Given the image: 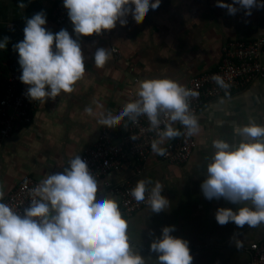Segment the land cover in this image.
I'll use <instances>...</instances> for the list:
<instances>
[{"label":"crops","instance_id":"crops-1","mask_svg":"<svg viewBox=\"0 0 264 264\" xmlns=\"http://www.w3.org/2000/svg\"><path fill=\"white\" fill-rule=\"evenodd\" d=\"M20 2L0 0V42L9 38L6 47L0 49V98L17 52L13 45L24 39L26 19L41 11L46 15L47 30L56 33L66 29L78 40L86 71L72 93L62 92L55 100L40 101L33 112V122L4 142L0 150L3 200L26 177L41 181L49 174L62 172L70 159L91 149L102 128L98 121L109 113L116 115L121 106L136 97L140 81L171 78L187 88L199 72L216 66L227 40L264 37V7H254L247 15L237 4V12L229 14L226 8L217 6L218 0H161L157 9L150 8L142 23L137 24L128 14L126 25L117 21L111 36L96 39L77 37L70 19L64 23L54 21L59 0H23V9L18 7ZM224 3L232 4L233 0ZM100 47L111 51L103 68L94 63V53ZM261 59L264 64V51ZM86 108L92 109L91 115ZM195 116L200 130L192 135L195 147L187 163H166L152 150L138 170V162L133 161L131 167L112 171L98 180L97 199L107 196L118 201L128 221L130 244L146 264H159L158 254L150 250V244L161 236L164 226H174L171 235L188 241L192 264H247L248 246L264 239V224L256 228H238L232 222L219 225L215 219L217 209L236 210L239 205L223 198L206 199L201 183L216 151L214 140L235 144L241 139L234 134L236 125L250 121L264 125V79L206 101ZM173 126L179 129V122ZM123 127L126 129L125 122L116 126ZM141 179L151 181L149 189L157 181L163 185L162 195L169 201L165 210L154 213L147 206L129 216L122 211L120 196L106 185L126 181L136 185Z\"/></svg>","mask_w":264,"mask_h":264},{"label":"clouds","instance_id":"clouds-1","mask_svg":"<svg viewBox=\"0 0 264 264\" xmlns=\"http://www.w3.org/2000/svg\"><path fill=\"white\" fill-rule=\"evenodd\" d=\"M161 0H63L77 37L101 34L112 30L117 21L127 24L131 14L142 23L150 8L155 10ZM240 5L251 15L254 7H264L258 0H218L217 6L235 14ZM134 6V7H133ZM23 9V0L18 5ZM43 11L26 19L24 39L13 48L19 54L22 69L20 81L28 85L30 101L55 100L63 93H72L83 78L86 68L81 45L66 29L52 33L47 30ZM9 38L0 42L6 47ZM55 45V51L53 50ZM111 51L97 48L94 63L103 68ZM213 79L228 88L220 75ZM196 91L171 78L144 79L138 83L136 99L125 104L118 115L111 113L98 121L102 126L115 127L128 118L137 121L146 116L150 129L158 139L151 144L158 155L165 154L161 145L181 136L173 125L179 122L188 136L199 132L197 117L190 110L189 98ZM85 111L92 114L91 108ZM163 125V127H162ZM234 134L241 139L230 144L213 141L215 152L206 166L201 190L206 199H225L238 204L236 210L219 207L215 219L221 226L229 222L238 228H256L264 224V125L250 121L236 125ZM132 139H136L132 136ZM150 180H138L130 195L144 202L154 213L165 210L169 201L162 195L163 185L157 181L150 189ZM99 182L88 164L78 154L68 161L62 172L47 175L30 190L31 201L23 212L0 202V264H146L134 251L128 235V221L116 199H97ZM4 191L0 189V201ZM174 226H164L161 236L150 244L158 254L159 264H192L193 256L187 240L171 235Z\"/></svg>","mask_w":264,"mask_h":264},{"label":"built area","instance_id":"built-area-1","mask_svg":"<svg viewBox=\"0 0 264 264\" xmlns=\"http://www.w3.org/2000/svg\"><path fill=\"white\" fill-rule=\"evenodd\" d=\"M56 23H64L69 20L68 10L59 0L53 12ZM112 30H104L101 34H93L89 38H105L111 36ZM264 51V37L244 40L232 38L222 46V57L211 70L199 72L193 77L188 89L198 93L189 98L190 110L196 115L206 101L223 97L249 87L256 79H264V64L261 54ZM19 54L15 53L13 68L8 73L3 95L0 98V150L4 142L15 133L33 122V112L38 109L40 101H30L27 97L28 85L19 79L22 69L18 63ZM214 75H220L228 88H222L213 79ZM136 99L133 97L130 101ZM125 106V105H124ZM121 106L116 115L123 109ZM126 129L102 126L95 145L80 157L88 164L89 170L97 180L104 179L112 171L125 170L131 167L133 161L138 162L136 168L142 166L152 153L151 144L158 139L156 132L150 129L146 116H140L137 121L124 118ZM163 127V125H162ZM181 136L165 145V154L160 158L172 165H183L188 162L195 147L192 136L186 134V129L179 123ZM134 136L136 139H132ZM39 181L32 177L26 179L16 187L4 200L13 209L23 212L31 201L30 190ZM114 193L121 198L122 211L132 216L144 207L149 206L146 200L136 202L130 195L135 186L132 182H123L112 185L106 183ZM250 259L247 264H264V239L252 242L248 246Z\"/></svg>","mask_w":264,"mask_h":264}]
</instances>
